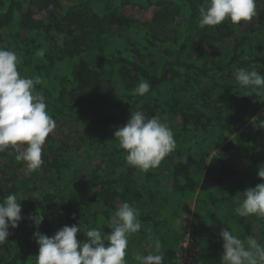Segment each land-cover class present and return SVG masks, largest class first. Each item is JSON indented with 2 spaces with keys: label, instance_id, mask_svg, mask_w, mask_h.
<instances>
[{
  "label": "trees",
  "instance_id": "16d2710c",
  "mask_svg": "<svg viewBox=\"0 0 264 264\" xmlns=\"http://www.w3.org/2000/svg\"><path fill=\"white\" fill-rule=\"evenodd\" d=\"M70 1L0 0V120L42 136L59 118L88 127L81 152L47 163L42 184H0V264H176L187 211L201 264H264V210L250 214L259 224L254 240L248 215L231 212L239 196L251 202L264 188V147L238 137L251 133L264 106V0H247L246 20L233 16L236 0ZM125 4L163 6L175 27L157 30ZM100 39L116 42L104 53L107 74L85 58ZM212 43L221 46L218 60L192 56ZM117 78L126 86L110 100ZM177 80L201 86L195 99L176 87L160 97ZM156 108L180 118L169 153L143 151L135 136L114 131L133 121L151 126ZM102 148L104 173L88 172ZM30 214L47 253L26 233Z\"/></svg>",
  "mask_w": 264,
  "mask_h": 264
},
{
  "label": "rangeland",
  "instance_id": "374dc122",
  "mask_svg": "<svg viewBox=\"0 0 264 264\" xmlns=\"http://www.w3.org/2000/svg\"><path fill=\"white\" fill-rule=\"evenodd\" d=\"M62 1L67 5H72L74 3V1L70 0ZM98 1L99 0H85V2H89V4H96ZM236 1V3H239L240 7L233 12V16L238 20L245 19L248 16L247 13L249 11L248 2L247 0ZM34 9L36 11V17L41 18L45 16L46 13L38 7L37 3L35 4ZM122 10L126 14L142 22H147L148 25H152L153 27H156L157 30L163 31L167 34H170V30L175 27V23L177 22L176 18L172 19L169 17V12L166 11L163 6L151 5L142 9L137 5L125 4L122 6ZM91 13L92 11L90 14ZM202 27L203 25H201L200 31H198L199 33L197 32L194 38L195 42L198 40L199 35L206 32ZM123 34H127V36L131 38V34L128 33V31H124ZM114 43L116 44L115 41L100 39L92 47L86 50L85 58L89 62L97 64L105 74L109 73L111 70L104 65L103 57L105 51L107 49H112ZM220 52L221 46L219 43L199 44V47L192 51V56L198 57L202 55L218 60ZM68 64H70V62L65 63L67 66ZM128 84L130 86L136 85L133 81H130ZM125 86L126 83L122 82L121 79H114L111 83L112 89L109 99L115 100L123 92ZM175 87L179 89V92L182 93L184 97H191V99H195L193 95L201 89L199 84L191 83L185 86L182 81L177 80L173 85L165 88L164 91L161 92L160 97L169 95L172 90H175ZM94 91H88V94L94 96ZM88 104H90V106H93L92 104L96 105V103L91 102H88ZM238 105L239 104H237V106ZM96 106L105 108L107 104L105 102H100L97 103ZM235 108L237 107L235 106ZM240 109L241 108L238 106L234 113L239 114ZM156 110L158 112L151 121V126L133 121L130 125L114 127V131L122 134L128 140H130L132 136H135L137 141L140 142L138 146L143 151L150 152L160 150L164 153H169V148L178 145L176 125L179 123L180 118L177 116L174 119H169L166 114L160 112V108H156ZM253 119L255 125L251 128V133L249 134L247 130H241L238 137L243 141L249 135L255 140V142L264 147V106L253 117ZM87 131L88 127L86 126L78 125L59 118L49 122L46 128L48 135L42 136V134L40 135L36 129H31L27 125L20 131H14L12 124L2 118L0 120V132L3 136L0 140V184L6 186L15 185L23 191L27 190L31 183L42 184L44 180L43 178H46L49 175V172L45 170L47 163L53 161L55 158L66 160L75 154H79L84 147V136ZM130 143L132 144V142ZM105 153L106 151L102 148L99 156L90 164L88 172L96 170L100 173H104L106 161ZM259 159L264 168V151L259 153ZM247 195L248 194H243L237 198L231 208V212H239L240 214L248 215V219L252 225V235L249 234L248 237L254 240V235L259 224L250 214L256 213L260 209L264 210V188L261 189L259 196L254 201L249 202ZM158 198L159 196L155 198L154 202H156ZM170 206H172L171 198L169 205L167 206V211L170 210ZM191 214V211L182 214V223L180 224L182 233L181 238H184V235L186 234L185 221L192 217ZM39 227V221L36 216L30 214L25 221L26 233L29 234L30 242L33 244V249L35 251L39 253H47L49 251L48 247L40 241ZM185 242L187 243V241ZM189 243L192 247L191 251L197 253L199 245L196 243L193 236ZM197 247L198 250H196ZM178 264H184V258L180 260Z\"/></svg>",
  "mask_w": 264,
  "mask_h": 264
},
{
  "label": "built area",
  "instance_id": "2783aa9c",
  "mask_svg": "<svg viewBox=\"0 0 264 264\" xmlns=\"http://www.w3.org/2000/svg\"><path fill=\"white\" fill-rule=\"evenodd\" d=\"M192 217H190L188 220L185 221V227H186V234L184 235V238H181V240L178 243V250H177V262L179 263L180 260L184 258V264H201L198 261V252L194 253L191 251L192 247L189 243L192 238ZM183 239V240H182ZM187 241V243L185 242ZM194 249V248H193ZM198 250V247L197 249ZM183 257V258H182Z\"/></svg>",
  "mask_w": 264,
  "mask_h": 264
}]
</instances>
